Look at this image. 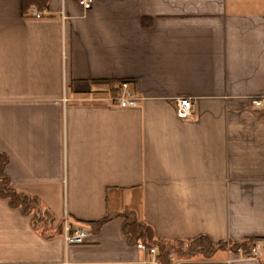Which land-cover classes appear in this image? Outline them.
<instances>
[{"label": "crops", "instance_id": "crops-1", "mask_svg": "<svg viewBox=\"0 0 264 264\" xmlns=\"http://www.w3.org/2000/svg\"><path fill=\"white\" fill-rule=\"evenodd\" d=\"M41 13L35 18L34 13ZM129 82L137 99H114ZM194 114L179 119L178 99ZM264 0H0V154L18 193L76 228L43 238L0 198V264H157L123 234L258 240L172 264H264ZM115 216V217H114ZM83 226V227H82ZM159 264V263H158Z\"/></svg>", "mask_w": 264, "mask_h": 264}, {"label": "trees", "instance_id": "trees-1", "mask_svg": "<svg viewBox=\"0 0 264 264\" xmlns=\"http://www.w3.org/2000/svg\"><path fill=\"white\" fill-rule=\"evenodd\" d=\"M80 2V0H78ZM48 6V0H22L23 12L26 15L31 9L43 11ZM8 158L0 154V198L7 200L13 209L31 218L33 229L43 238H52L64 233L63 223L55 226V216L39 198L21 194L11 186V181L5 173ZM115 216L124 218L123 234L131 245L142 243L147 249L158 250L157 260L159 264H172V257L177 261L193 259H211L220 250H230L241 253L244 257H255L252 249L258 240H246L237 243L221 242L214 244L207 236H201L193 240H161L155 236L153 228L140 221L130 211H125ZM114 216V217H115ZM113 217L96 223H81L86 230L98 231L105 223Z\"/></svg>", "mask_w": 264, "mask_h": 264}, {"label": "built area", "instance_id": "built-area-1", "mask_svg": "<svg viewBox=\"0 0 264 264\" xmlns=\"http://www.w3.org/2000/svg\"><path fill=\"white\" fill-rule=\"evenodd\" d=\"M94 0H80L79 6L83 10H88L93 5ZM33 16L35 18H41V13H34ZM129 82H123L120 85L119 94L114 99V102L118 104L121 108H132L137 105V99L131 97L129 93ZM254 105L256 107H264V101L263 100H257L254 102ZM176 112L177 117L179 119H187L191 117L195 112V105L192 99H178L176 101ZM63 229L64 233L63 236L65 238L66 244L68 246L71 245H85L88 243V240L91 237V232L89 230H86L84 228H76L74 227L69 220L66 218L63 222ZM262 244L260 242L255 243L253 246V253H257L261 249ZM137 249L141 251H145L149 257L152 258V261L154 263H159L157 260L158 256V250L156 248L153 249H147L146 246L142 243L137 244ZM175 258L172 257V263H175Z\"/></svg>", "mask_w": 264, "mask_h": 264}]
</instances>
